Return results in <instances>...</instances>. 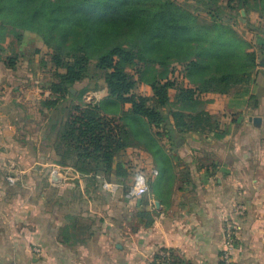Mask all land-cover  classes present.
<instances>
[{"label":"crops","instance_id":"0c3cea01","mask_svg":"<svg viewBox=\"0 0 264 264\" xmlns=\"http://www.w3.org/2000/svg\"><path fill=\"white\" fill-rule=\"evenodd\" d=\"M14 72L0 54V78L10 77L0 85V264H154L160 250L172 264H220L222 214L234 198L245 207L234 264H264V68L249 85L203 95L218 125L210 134L149 128L120 152L114 163L130 175L109 180L121 179L116 197L103 177L95 185L56 164L39 107L49 91L25 88L27 74ZM174 78L187 84L181 67ZM137 173L148 195L121 198Z\"/></svg>","mask_w":264,"mask_h":264},{"label":"trees","instance_id":"16d2710c","mask_svg":"<svg viewBox=\"0 0 264 264\" xmlns=\"http://www.w3.org/2000/svg\"><path fill=\"white\" fill-rule=\"evenodd\" d=\"M185 4L0 0V43L13 38L20 46L29 34L48 50V59L39 62L38 86L49 96L39 107L41 114L47 112L42 118L57 165L70 166L95 185L98 176L106 181L127 179L130 173L124 164L114 163L139 140L126 114L147 123L143 137L149 128L156 136L188 127L200 135L217 129L203 95H224L249 85L258 67V54L227 24L241 11L264 21V0H194L195 10L210 16L208 25L200 24ZM258 31L264 34L261 27ZM0 54L6 69L17 70L19 50L11 41ZM259 54L264 55V46ZM176 66L187 80L184 86L173 78ZM99 81L107 97L123 109L128 106L126 111H103L101 103L82 99L86 92L101 89ZM141 86L150 94L141 93Z\"/></svg>","mask_w":264,"mask_h":264},{"label":"rangeland","instance_id":"374dc122","mask_svg":"<svg viewBox=\"0 0 264 264\" xmlns=\"http://www.w3.org/2000/svg\"><path fill=\"white\" fill-rule=\"evenodd\" d=\"M174 3L179 5H184V7L187 8V10L192 14L196 15L197 20L200 24H210L211 19L210 16L203 11H197L195 10L194 6V0H172ZM224 2V0H223ZM242 19V20H241ZM240 21V23H239ZM247 21V22H246ZM228 27H232V29L238 34V36L242 37L245 41H247L250 45L252 50H254L258 54L259 61H262L264 59V55L259 54V47L264 46V34L259 33L258 29L261 27L264 30V21H260L259 18L254 13H249L248 15L244 14L243 17H241V14L238 16L236 15V18L233 19V21L229 22ZM259 25V26H258ZM258 27V29H257ZM8 42L11 41L12 46L19 50V56L17 60V70H15V74L21 76L22 74L25 75V78H28L30 81L29 84H26L23 82V85L26 84L25 88H32L38 86L39 79L41 78L42 71L40 68L39 62L41 59H48L47 53L48 50L45 48V46L42 44L41 40L37 38L36 36H32L29 34H26L23 38V41L20 46L17 45L16 41L12 38L10 40H7ZM0 43V48L5 47L8 42ZM257 58V59H258ZM181 67V66H176ZM12 73V72H11ZM174 78V76H173ZM10 77L7 75V77L0 78V85L8 86ZM100 86H102L101 81H99ZM141 93L148 94L150 92L149 88L146 86H141L140 89ZM75 90H73V93ZM171 95L172 92H170ZM49 96L47 92V97ZM82 99L87 102H97V100H101L99 103L101 106V109L103 111H109V112H123L127 110V108L123 109L122 105L112 99L107 97V92L105 91V88L102 86L99 91H89L86 92ZM127 107V106H126ZM125 119L127 123L130 124V127L132 131L137 132L139 135L137 139L145 141L144 135V129L147 131L146 128H148L147 123H145L144 120L139 118H134L131 115H125ZM147 140V139H146Z\"/></svg>","mask_w":264,"mask_h":264},{"label":"built area","instance_id":"2783aa9c","mask_svg":"<svg viewBox=\"0 0 264 264\" xmlns=\"http://www.w3.org/2000/svg\"><path fill=\"white\" fill-rule=\"evenodd\" d=\"M58 176L60 177L59 170L60 167H54ZM66 169V168H65ZM71 170L77 177L80 176L73 168H67ZM52 172V173H53ZM6 181L8 184H14L16 182V178L11 175L6 176ZM58 182V177L55 180ZM118 181H121L119 178ZM110 183L109 181L104 180L102 183V188L107 191L112 197H116L118 195V189L121 186L119 182ZM54 182V181H53ZM55 183V182H54ZM122 188V186H121ZM149 185L145 175L142 173H137L134 181L131 183L129 187H127L123 192H121L120 197L125 199H137L142 196L148 195ZM153 206V205H152ZM245 207L242 202H240L237 198H234L231 202V210L229 213L222 214V222H223V237L220 246V254L219 260L220 264H234L233 252L236 247L237 240V231H238V220L244 215ZM158 256L160 257L154 264H172L171 255L167 250H160L158 252Z\"/></svg>","mask_w":264,"mask_h":264},{"label":"water","instance_id":"95a60500","mask_svg":"<svg viewBox=\"0 0 264 264\" xmlns=\"http://www.w3.org/2000/svg\"><path fill=\"white\" fill-rule=\"evenodd\" d=\"M240 14H241V17H243L244 16V11H241L240 12ZM242 20V19H241ZM258 65L260 66V67H262V68H264V59L262 60V61H259L258 62ZM71 92H73V89H71ZM251 120H252V122L255 124V125H257L258 123H260V118H258V117H253V118H251ZM58 177V174H57V172H53L52 174H51V178H52V180L54 181V182H56L55 180H56V178ZM157 205H158V203H157Z\"/></svg>","mask_w":264,"mask_h":264}]
</instances>
